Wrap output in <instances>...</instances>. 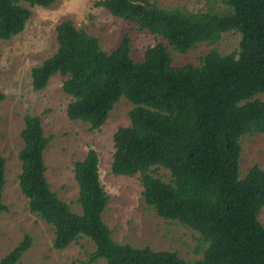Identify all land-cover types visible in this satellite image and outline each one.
<instances>
[{
  "label": "trees",
  "instance_id": "obj_1",
  "mask_svg": "<svg viewBox=\"0 0 264 264\" xmlns=\"http://www.w3.org/2000/svg\"><path fill=\"white\" fill-rule=\"evenodd\" d=\"M55 0H0V39L20 33L35 5ZM223 10L183 11L150 0H98L97 6L166 39L176 51L216 41L220 34H240L237 50L212 49L199 64L174 66L167 46H148L143 58L130 57L124 35L111 51L71 20L59 22L57 49L31 68V85L43 89L56 73L65 78L70 96L66 114L99 128L114 105L132 103L130 123L113 133L110 170L139 174L145 202L164 219L197 231L206 243L202 256L185 260L175 251L119 243L102 218L108 195L99 177L98 155L89 148L73 163L81 213L60 199L46 178L43 151L48 143L39 115H24L18 186L28 208L54 230L53 247L61 249L78 236L94 249L78 264L104 259L107 264H264V169L254 163L240 176V138L264 133V0H224ZM4 94L0 91V100ZM5 157L0 153V212L5 184ZM170 172L168 181L151 168ZM32 244L23 238L0 264H15Z\"/></svg>",
  "mask_w": 264,
  "mask_h": 264
},
{
  "label": "rangeland",
  "instance_id": "obj_2",
  "mask_svg": "<svg viewBox=\"0 0 264 264\" xmlns=\"http://www.w3.org/2000/svg\"><path fill=\"white\" fill-rule=\"evenodd\" d=\"M98 0H55L50 6L35 5L31 9L24 29L9 39H0V153L5 157V184L2 201L6 209L0 212V258L10 251L25 234L32 238L30 248L15 264H78L94 249L93 241L80 235L64 248L53 247V227L32 213L26 197L18 186L21 162L18 152L23 146L21 130L24 115H39L48 143L43 151L47 166L46 178L50 188L71 209L81 213L78 186L74 178L73 163L84 158L93 148L98 155L100 181L108 195L102 218L119 243L134 247L149 246L154 250L175 251L185 260L202 256L206 243L194 229L177 220L158 216L142 195L139 174L115 175L111 173L113 133L119 126L130 123L132 103L122 97L109 112L103 124L91 129L88 122L72 120L66 114L70 96L62 89L65 78L54 74L41 90L31 85V68L40 65L57 49L56 25L71 20L76 26L98 39L100 49L111 51L124 35L129 37L130 57L139 61L148 46L162 42L167 46L171 63L197 65L210 50L228 54L237 50L240 34L231 30L220 34L214 42L202 41L185 52H179L165 38L153 34L138 24L112 15L97 6ZM159 7L183 11L223 10L224 0H150ZM258 98L264 100V93ZM239 174L257 163L264 169V133L244 134L240 138ZM155 176L168 181L170 172L163 167L151 168ZM264 224V206L258 213ZM91 264H107L98 259Z\"/></svg>",
  "mask_w": 264,
  "mask_h": 264
}]
</instances>
